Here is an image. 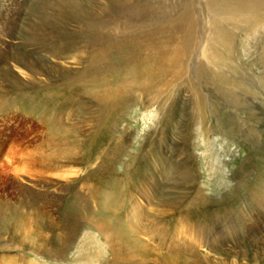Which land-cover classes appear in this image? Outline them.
<instances>
[{
	"label": "rangeland",
	"instance_id": "1",
	"mask_svg": "<svg viewBox=\"0 0 264 264\" xmlns=\"http://www.w3.org/2000/svg\"><path fill=\"white\" fill-rule=\"evenodd\" d=\"M2 22L0 264H264V0Z\"/></svg>",
	"mask_w": 264,
	"mask_h": 264
},
{
	"label": "bare ground",
	"instance_id": "2",
	"mask_svg": "<svg viewBox=\"0 0 264 264\" xmlns=\"http://www.w3.org/2000/svg\"><path fill=\"white\" fill-rule=\"evenodd\" d=\"M3 37H9V38L15 37L14 29H13L12 25H10V23H8V22L7 23L6 22L0 23V43L6 44ZM49 165H51V164H49Z\"/></svg>",
	"mask_w": 264,
	"mask_h": 264
}]
</instances>
